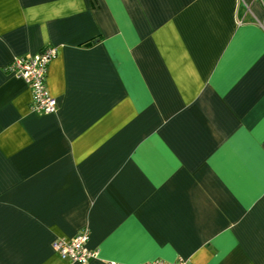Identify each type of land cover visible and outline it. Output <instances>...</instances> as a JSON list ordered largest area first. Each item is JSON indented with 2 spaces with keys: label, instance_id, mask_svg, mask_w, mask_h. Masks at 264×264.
<instances>
[{
  "label": "crops",
  "instance_id": "1",
  "mask_svg": "<svg viewBox=\"0 0 264 264\" xmlns=\"http://www.w3.org/2000/svg\"><path fill=\"white\" fill-rule=\"evenodd\" d=\"M54 47L52 114L16 57ZM264 264V0H0V264Z\"/></svg>",
  "mask_w": 264,
  "mask_h": 264
},
{
  "label": "built area",
  "instance_id": "2",
  "mask_svg": "<svg viewBox=\"0 0 264 264\" xmlns=\"http://www.w3.org/2000/svg\"><path fill=\"white\" fill-rule=\"evenodd\" d=\"M54 47H45L37 54L14 58L6 67L5 72L25 80L31 92V111L37 114H52L57 110V103L47 89L46 77L48 65L56 57ZM88 230H80L73 238L55 239L52 249L64 260L71 263L87 264L98 255V251L86 248ZM115 264V263H112ZM144 264H188L182 258L173 261L154 259Z\"/></svg>",
  "mask_w": 264,
  "mask_h": 264
}]
</instances>
